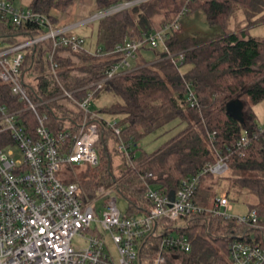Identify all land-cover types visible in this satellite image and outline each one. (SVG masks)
<instances>
[{
    "label": "trees",
    "instance_id": "16d2710c",
    "mask_svg": "<svg viewBox=\"0 0 264 264\" xmlns=\"http://www.w3.org/2000/svg\"><path fill=\"white\" fill-rule=\"evenodd\" d=\"M74 1L31 0L27 8L46 15L54 24V11L65 12ZM125 1L131 0H95L94 12ZM199 10L222 33L210 42L171 34L167 43L169 52L178 56L174 60L162 48L158 52L147 45L140 48L135 64L131 60L134 66L105 81L94 96L107 91L121 98L111 105L93 106L99 113L116 115L120 133L105 130L101 135L96 143L98 166H86L87 171L81 174H73L78 169L73 166L63 177L66 183L79 186L85 201L96 199L100 187L116 189L129 203L126 214L142 216L152 209V202L146 197L145 181L149 174L153 177L147 180L157 186L155 190L168 195L179 191L184 181L227 158L226 174L207 173L201 177L194 202L202 212L179 222H160V235L141 243L140 258H149L161 251L166 236L185 235L191 251L166 246L168 264H230L234 243L264 246V134L257 130L252 107L264 101V39L253 36L249 29L264 21V0H146L98 19L95 51L62 48L58 55V78L46 60L52 41L26 51L22 65L23 83L33 96L57 97L61 93L57 83H63L81 98L91 90L84 87L101 81L123 61L124 53L116 51L119 46ZM44 32L46 28L39 23L17 25L0 15V39L6 44H16ZM148 52L156 53L151 56ZM180 53L185 60L176 65L174 61ZM33 83H38V87ZM235 99L244 104L243 121L227 110V104ZM0 102L12 109L22 106L10 85L1 78ZM43 110L49 114L47 123L54 134L76 132L83 121L75 105L55 101ZM25 114L34 126L33 114ZM65 122L70 126L66 127ZM172 122L183 127L157 150L148 153L140 146L143 138ZM245 130L250 133V144L239 150L238 142ZM112 140L132 148L131 159H123L124 167L118 175L109 151ZM222 195L230 201H242L249 212L256 211L257 227L215 215V200Z\"/></svg>",
    "mask_w": 264,
    "mask_h": 264
},
{
    "label": "built area",
    "instance_id": "2783aa9c",
    "mask_svg": "<svg viewBox=\"0 0 264 264\" xmlns=\"http://www.w3.org/2000/svg\"><path fill=\"white\" fill-rule=\"evenodd\" d=\"M143 1L146 0L125 1L95 12L78 25L89 24ZM0 15L9 17L17 25L36 22L46 28V32L16 44H6L0 39V78L10 85L11 92L22 104L12 109L0 102V144L4 146L0 148V264H168L166 246L190 252L191 244L186 236L177 234L166 236L161 251L155 256L141 259L139 247L145 239L160 235V222H179L202 212L194 202L201 177L207 173L226 174L227 158H221L200 175L184 181L181 189L174 192L173 199L170 194L163 195L152 187L147 178L153 176L149 174L145 181L146 197L152 202V209L142 216H128L118 209L117 198L112 195L116 189L100 187L96 199L85 201L79 186L66 183L63 178L73 166H98L97 141L105 130L120 133L117 120H107L94 109L97 91L103 88L105 81L131 69V60L144 45L156 52L161 48L169 52L167 39L171 34H179L181 17L161 30L151 31L141 39L131 38L119 46L116 51L124 53L123 61L109 70L104 79L84 87L91 90L77 98L63 83H57L61 89L57 97L33 96L23 83L22 65L26 51L52 41L46 60L50 71L58 78L60 50L82 51L86 49L85 38L72 33L73 26L56 27L46 15L18 8L10 0H0ZM168 54L173 60L178 57ZM184 60L185 55L180 53L174 63L178 65ZM55 101L75 105L80 110L83 121L76 132L66 130L54 134L47 123L49 114L43 108ZM26 112H31L36 119L34 126L27 120ZM100 126H103L102 131ZM257 130L264 134V126ZM249 134L245 130L238 142L239 150L249 146ZM119 144L118 153L130 160L132 148L123 142ZM17 152L22 158L18 159ZM101 201L103 211L98 208ZM231 210V201L226 195L216 198L215 215L257 227L256 211L232 216ZM79 238L86 240V246L74 245ZM230 264H264V246L234 243Z\"/></svg>",
    "mask_w": 264,
    "mask_h": 264
},
{
    "label": "rangeland",
    "instance_id": "374dc122",
    "mask_svg": "<svg viewBox=\"0 0 264 264\" xmlns=\"http://www.w3.org/2000/svg\"><path fill=\"white\" fill-rule=\"evenodd\" d=\"M31 0H12L14 5L18 8H27L28 3ZM239 18H242V15H239ZM97 21H93V24H87L86 26H82L81 33L84 35L86 42L85 48L88 51H95L96 47V31H97ZM251 29H255L259 34H262L264 37V21L258 24H255L251 27ZM222 33V29L218 26H214L209 24L206 18V14L202 11H196L193 13L185 14L179 19V35L183 38H195L198 41H207L213 39ZM31 77V75H28ZM37 81V80H36ZM36 87H38V83H33ZM121 101L119 96L114 95L113 93L104 91L98 97L94 98L93 106L94 107H103L106 105H111L115 102ZM253 107V111L255 113L254 120L258 126H264V101L258 104H255ZM103 118L107 120L113 121L117 117L114 114L108 113H101ZM66 127H68L69 122H65ZM183 126L177 125L176 122L170 123L166 128L154 132L151 135L146 136L142 139L140 146L144 148V150L148 153H152L157 148L163 144L166 140L174 136ZM167 130V132H165ZM120 144L115 142L114 140L110 141L109 151L111 154L113 167L115 173L118 175L121 173L124 167V156L121 154L116 153V150L119 151ZM18 159L22 158L20 152H17ZM86 166L78 167L74 173H83L87 171ZM154 189H157V186H152ZM113 197L117 198L118 201V209L122 213H126L129 208L128 201L123 198L121 195L117 193L112 194ZM103 201L98 203V208L103 211L104 207L102 204ZM232 210L229 213L232 216H243L246 215L248 212V206L243 203L242 201H231ZM94 229V228H93ZM108 244L111 246V241L108 239ZM74 245L78 248H82L86 246V240L79 238L74 241Z\"/></svg>",
    "mask_w": 264,
    "mask_h": 264
},
{
    "label": "crops",
    "instance_id": "0c3cea01",
    "mask_svg": "<svg viewBox=\"0 0 264 264\" xmlns=\"http://www.w3.org/2000/svg\"><path fill=\"white\" fill-rule=\"evenodd\" d=\"M94 7H95V0H75L69 6L67 11H65V12L54 11V16H55L54 25L56 27H62L65 25L73 26L71 32L84 37V35L81 33V29H83L82 26H86L87 24L78 25V23L81 22L83 19L89 17L90 15L94 14L95 13ZM21 8H23V7H21ZM249 29H250V32L253 36L260 37V38L264 39L262 34H259V32H257L255 29H251V27ZM213 40H215V38L207 40V41H203V42H210ZM155 53L156 52H148L147 54L154 56ZM136 60L137 59L132 60V64H135ZM132 66H134V65H132ZM68 126H70V125H68ZM79 167H82V166H79ZM71 169L72 168L69 169V172L71 171ZM247 212H249V209Z\"/></svg>",
    "mask_w": 264,
    "mask_h": 264
},
{
    "label": "water",
    "instance_id": "95a60500",
    "mask_svg": "<svg viewBox=\"0 0 264 264\" xmlns=\"http://www.w3.org/2000/svg\"><path fill=\"white\" fill-rule=\"evenodd\" d=\"M243 109H244V104L239 99L232 100V101H230L227 104V110H228V112L232 116H234L235 118H237L240 121H243L244 120V118H243V114H244ZM170 197H171V199H173L174 192H172L170 194Z\"/></svg>",
    "mask_w": 264,
    "mask_h": 264
}]
</instances>
